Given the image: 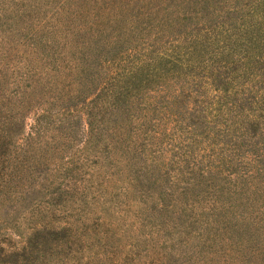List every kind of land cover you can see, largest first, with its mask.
I'll list each match as a JSON object with an SVG mask.
<instances>
[{
	"label": "rangeland",
	"instance_id": "374dc122",
	"mask_svg": "<svg viewBox=\"0 0 264 264\" xmlns=\"http://www.w3.org/2000/svg\"><path fill=\"white\" fill-rule=\"evenodd\" d=\"M175 40L201 52L192 58L201 75L210 74L211 52L225 41L226 54L232 50L227 62L245 55V47H251L252 62L264 59V0H0V129L15 124L12 145H23L38 124L43 129L28 155L42 172L34 183H11L17 196L0 199V232L13 228L8 234L18 245L33 229L69 228L68 238L63 231L43 234L37 264H264V177L226 182L215 173L211 183L198 175L178 178L169 145L167 171L152 167L138 182L136 169L151 163L130 170L115 151L119 165L110 176L103 138L111 117L98 115L94 103L108 101L104 89L125 80L148 52ZM160 85L151 81L147 89ZM23 100L26 108L18 115ZM89 103L105 133L95 137L94 148L86 140ZM203 131L192 132L198 139L189 144L195 145L192 161L209 156ZM171 136L176 146H188V138L175 131ZM96 155L106 164L100 175ZM68 166L75 175L77 168L88 170L87 183L57 175Z\"/></svg>",
	"mask_w": 264,
	"mask_h": 264
},
{
	"label": "trees",
	"instance_id": "16d2710c",
	"mask_svg": "<svg viewBox=\"0 0 264 264\" xmlns=\"http://www.w3.org/2000/svg\"><path fill=\"white\" fill-rule=\"evenodd\" d=\"M255 39L249 42L252 48L256 45ZM225 42L222 48L218 47L211 52L208 59L212 64L209 75H201L194 68L192 58L201 56V52L189 50L182 41H171L163 51L157 53L154 50L148 52L143 61L126 73L125 80L121 79L115 85L104 89L108 101H104L103 105L94 103V110L98 115L110 114L109 126L104 125L107 127L106 139L103 138L104 131L97 126L96 112L91 109L93 106L90 103L86 105L85 109H90L86 122V140L93 148V140L98 135L107 142L108 156L104 160L111 171L110 176L115 175L119 165L113 154L111 156L115 151L125 157L126 166L130 170L134 168L132 166L151 163V166L136 167L138 182L143 181L145 173L152 167L155 170L158 166L163 172L167 171L164 167L167 165L165 158L169 145L172 148L171 154L176 158L171 159V164L179 166L178 178L186 180L187 175L188 179L194 181L198 175L203 177V181L211 183L215 179V173L219 174L217 178L226 182L232 179L250 181L264 177V59L257 58L259 61L252 62L249 57L251 47H245V55H239L237 59L227 62L223 59L226 55L232 56V50L231 54H226L228 49L225 46L229 43ZM149 53L152 55L150 58ZM151 81H158L162 85L148 90L147 84ZM168 81L172 83L171 87L168 83L167 86L163 85ZM17 94L18 99L24 98L21 97V92ZM146 94L151 97L148 99ZM19 105L17 113L22 115L23 109L26 108L24 100ZM169 123L173 124L170 130L167 129ZM200 127L204 130L202 136L205 139V152L209 156L203 155L204 161H192L189 155L194 152L195 145L189 144L198 142L192 132H196ZM174 131L178 138L186 137L190 140L188 146L184 144L185 147L181 148L172 143L176 140L171 136ZM127 133H130V138ZM14 134H17L15 124H12L11 129H0V199L5 200V203L17 196L13 193L17 184L11 183H34L38 181L37 174L42 172L37 165L29 164L28 158L35 141L43 134L41 126L38 124L31 136L22 138L23 145H12ZM165 138L169 144H164ZM118 147H121V151ZM12 148L14 150L9 151ZM130 154L131 159L128 158ZM96 156L95 163L98 164L99 160L102 163L98 170H95L96 175H100L99 171L103 172L106 164L99 155ZM110 157L112 161L108 160ZM69 168L71 167H59L57 175L63 176L67 183H87L88 170L77 168L79 174L75 175ZM124 173L127 174V171ZM91 177L94 178L93 181L96 179L93 175ZM54 178L55 175L44 180L46 183H53ZM185 182L191 183V180ZM24 191L25 188L19 197ZM9 220L5 224H10ZM44 229L46 232L38 228L33 229L31 237L18 245L11 244L12 237L8 234L13 228L6 232L1 231L0 264H37L43 245L40 240L44 233L47 235L49 232L50 235L57 236L63 231V236L69 237L67 225L58 230L50 227ZM71 245L72 243H69V247ZM36 254L37 259L32 260Z\"/></svg>",
	"mask_w": 264,
	"mask_h": 264
}]
</instances>
